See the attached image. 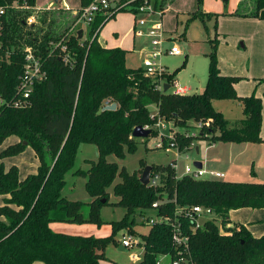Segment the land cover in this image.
<instances>
[{"label": "trees", "instance_id": "1", "mask_svg": "<svg viewBox=\"0 0 264 264\" xmlns=\"http://www.w3.org/2000/svg\"><path fill=\"white\" fill-rule=\"evenodd\" d=\"M35 1L0 0V144L9 136L17 138L0 151V195L5 196L0 205V264H100L108 244L116 242V233L124 228L135 233L131 226L143 224L152 203L162 198L167 201L158 205L156 214L173 219L180 216L176 213L178 207L199 204L213 209L219 218L220 223L207 220L202 228L188 230L196 264H264V234L253 236L241 223L228 225L230 210L264 208V182L176 177L168 163L151 165V174L160 177L158 186L153 187L140 182L145 166L142 160L140 171L129 173L107 159L109 155L123 159L126 153L136 150L132 130L154 122L150 117L153 107L164 120L181 128L212 119L207 137L213 141L264 142L260 136L261 99L255 94L237 95L234 84L243 77L220 73L216 38L208 54L203 90L193 94L163 92L156 87L158 80L146 77L141 66H127L126 49L103 46L98 41L99 31L91 37L116 13L107 19L96 15L83 39L70 31L76 16L69 10L63 19H47L50 11H34ZM90 1L80 0V6ZM152 3L164 11V0ZM135 4L133 0L131 5ZM32 14L37 22L29 24L27 18ZM206 15L216 18V14L204 13L200 8L192 12L191 18L204 19ZM231 15L264 19V0H240ZM60 39H64L71 64L64 63L58 51L51 52L49 43ZM25 46L37 51L46 77L35 83L27 105L14 107L9 102L17 97ZM173 77L172 72L166 78ZM225 99L236 100L242 106L243 118L235 126H229L212 104L213 100ZM109 103H116V108L102 110ZM152 134H157L156 130L151 129ZM175 138L182 150L194 139L204 137L178 131ZM83 143L94 144L98 150L97 160H89L86 170H74L86 178L89 202L62 195L65 174L73 168ZM27 146L34 151L38 166L34 173L19 179L17 166L6 169L2 159L19 154ZM111 195L116 201L110 204L123 207L125 213L120 220L110 222V235H75L50 227L51 222L100 226L104 223L100 210ZM179 219L188 224L183 216ZM139 235L144 251L138 264H156L158 255L173 251L169 224L156 223Z\"/></svg>", "mask_w": 264, "mask_h": 264}, {"label": "rangeland", "instance_id": "2", "mask_svg": "<svg viewBox=\"0 0 264 264\" xmlns=\"http://www.w3.org/2000/svg\"><path fill=\"white\" fill-rule=\"evenodd\" d=\"M52 0H36L35 5L38 8H45L47 4ZM68 3V6L73 9L80 7V0H64ZM166 7L160 18L162 29L167 37L165 46L169 47L172 44L177 45L181 51L178 55L162 54L158 61L163 65L168 72H173V79L177 80L179 85L187 87V94L199 93L203 90L208 73V54L212 50V39L218 38L220 31L217 30L219 21L218 17L222 10L227 11L232 7L234 0H164ZM55 5H61L48 10L47 19L59 18L63 19L66 15L65 11H68L66 7L63 6V0H60ZM200 8L204 13L210 15L216 14V18L207 16V18L200 19L199 17L191 18L192 12ZM43 10V9H42ZM41 10V11H42ZM45 10V9H44ZM47 10V9H46ZM34 11H38L34 8ZM62 17V18H60ZM142 18L140 15H134V13L126 8L125 10L119 11L113 18H110L100 29L98 39L105 46H115L120 45L127 50L126 54V64L129 67H139L142 66L143 60L150 55L152 49L150 46L149 38L147 37L148 25L139 27L136 22ZM209 18V19H208ZM35 22L37 18L35 17ZM216 24V27H215ZM217 32L219 35H217ZM217 40V39H216ZM218 42L216 41V45ZM216 46V50H217ZM171 87L168 91H172ZM236 103L234 100H219L215 101L216 108H226L228 103ZM153 110V109H152ZM228 116L232 115L233 112L227 113ZM238 116H243L239 114ZM239 124V120H231L229 126H235ZM173 131H182L185 128L173 126ZM137 148L133 153H126L123 159H119L114 155H109L107 159L109 161H115L120 167H125L126 171L132 173L134 171H140L141 165L140 160L146 165H166L171 163L175 157L174 149L166 151L164 148H156V142L160 140V136L157 134L148 135L147 137H134ZM13 136L7 137L0 144V151L3 150L10 142L13 140ZM215 142L212 139L204 137V139L195 140L197 145H202L205 147L208 141ZM217 142V141H216ZM20 155H14L13 157H5L4 161L6 163L13 160L14 163L22 166V168H30L36 160L31 156V148L25 147ZM203 153V152H202ZM209 150L207 155H210ZM203 154H197L195 149L188 152V158L185 155H179L177 157L178 161V173L182 172L183 166L185 164L192 165L193 161L196 159H202ZM98 150L94 144L83 143L79 146L77 154L74 161V166L65 174V186L62 190V195L66 198L80 200L82 202L91 201V197L87 193L84 187L86 178L82 175L74 173L76 169L86 170L89 167V160H97ZM4 162V163H5ZM243 169V168H242ZM240 169L242 175L236 180L238 181H252L247 180L250 175L247 173L246 169L244 171ZM249 174V175H248ZM221 180L227 179V177L220 178ZM115 181H119L116 178ZM254 181V180H253ZM111 191V187L108 188ZM116 201V198L112 195L110 196L109 203L102 206L100 210V217L104 222L100 226L96 224H84L83 232L85 234L94 236H107L111 234L112 227L110 222L120 220L125 209L121 206L110 204ZM256 213L258 210H239L232 213L230 216V221L232 223H241L243 225H248L251 229V219H246ZM151 214V211H149ZM255 224V223H254ZM264 221L259 222L256 225V229L259 228L263 230ZM132 230L136 235L147 233L149 226L145 223L133 224L131 226ZM253 228V227H252ZM264 231H262L260 236ZM127 233V229L119 230L115 235V243L108 244L105 250V259L100 261V264H138L142 259V249L140 246H132L127 251H121L118 249L119 241L122 235ZM253 233V231H252ZM251 233V234H252ZM140 238V237H139ZM138 254L136 260L132 259V254ZM169 259L167 257L162 259L163 264L167 263Z\"/></svg>", "mask_w": 264, "mask_h": 264}, {"label": "built area", "instance_id": "3", "mask_svg": "<svg viewBox=\"0 0 264 264\" xmlns=\"http://www.w3.org/2000/svg\"><path fill=\"white\" fill-rule=\"evenodd\" d=\"M132 1L133 0H91L87 5L82 7L80 6L79 8L74 9V11L71 13L74 14L76 18L70 28V31H76L78 33V31L81 30V37L85 39L88 36V29L93 23L96 15H103L104 18L107 19L112 14H115L122 9L129 8V10H132L134 15H140L142 17L136 22L139 27H143L145 25L149 26L147 37L149 38L152 51L150 55L147 56L142 62L141 67L143 68L144 75L146 77L157 79L158 82L156 87L161 91H163V85L167 84L168 88L165 92L173 87V90L170 92L174 94H187V87L179 85L177 80L173 78L171 80H167L166 77L171 72H168L167 69L158 61V58L162 54L178 55L181 53L175 44H172L169 47L165 46L167 37L165 36V32L163 31L160 22L163 11L155 8L153 6L152 0H135V5H131ZM66 8L67 10H70L68 7ZM2 13L3 10L0 9V14ZM35 17V14L30 15L27 18V23H34ZM98 31L99 28L95 29L91 37L93 38L98 33ZM63 40L64 39H60L56 42L51 41L49 43L51 52L54 50L58 51V54L60 55V58L63 60V62L71 64L67 47L63 43ZM7 55L8 54L6 53L5 58H7ZM23 57L24 63L22 72L18 78L16 89L17 97L9 102V104L13 105L14 107H23L27 105L35 83L42 81L46 77V72L43 69L42 59L37 54V51H35L31 46H25L23 50ZM150 117L154 120V122L151 125H144L142 127L144 129L156 130L157 134L160 136V140L156 142V148H164L166 151L174 149L176 158L171 161L170 164L171 167L175 169L176 177H182L183 175L189 176L193 179H220L224 177V174L220 171L207 170L202 165L201 167H197L194 164V161L192 165L185 164L183 166L182 172L178 173L177 157L183 154L185 155V158H188V152L195 149V140L198 139H194L189 146H186L181 150L175 138V133L177 131H173L172 129L174 126L173 123L166 121L161 116H159L157 107H153V110L150 112ZM212 126V119L198 120L194 121L190 127H187L180 132L191 137L203 135V137L208 138L207 135H210L208 130L211 129ZM213 144L214 143L209 140L206 147L208 148ZM159 179V174L150 173L148 184L153 187H157L159 184ZM166 201V198H162L159 201L153 202L150 208L151 214H149L150 212H147V214H145L143 217L144 223L149 227L156 223H166L171 226L173 251L158 255L156 264H163L162 259L165 257H167L169 261L164 264H196L190 252L188 230L190 229V231H194L198 228H202L204 222L207 220H214L216 223H220V220L213 209L199 204L177 208L176 213H179L180 216H183L185 219H187L188 224L186 225L179 219L180 216L171 219L167 215L156 214L154 210L159 204H164ZM119 244L122 247H125L127 250L132 246H140L143 255L144 242L140 235L138 236L135 233L127 231L126 234L122 235ZM131 256L133 260L138 258V254L136 253L132 254Z\"/></svg>", "mask_w": 264, "mask_h": 264}, {"label": "crops", "instance_id": "4", "mask_svg": "<svg viewBox=\"0 0 264 264\" xmlns=\"http://www.w3.org/2000/svg\"><path fill=\"white\" fill-rule=\"evenodd\" d=\"M239 1L240 0H234L232 7L229 8V10L227 11L222 10L218 17L219 25L217 30L220 31L219 33L222 35L221 37L217 32V35H219V37L221 38H216V41L218 42L216 50L218 68L220 73L223 75H234L243 77L241 80L234 84V88L237 95L248 96L250 94H255L261 99L262 120L260 136L264 138V19L231 15V13L234 12V10L236 9ZM58 2H60V0ZM63 3L64 7H68V9H71L68 6L67 2L63 0ZM56 6L59 7L61 5H55L50 1L47 4V7L45 8H38L36 5L34 8L38 11H41L42 9L49 10L55 8ZM73 11L74 9L72 10V12ZM72 12L70 11V13ZM100 43L102 44V42ZM119 47L123 48L121 45ZM215 101L219 100H213L212 104L214 108L223 114L224 118L228 121V123H230L231 120H241L243 118V116H238V113H242V106L238 101L234 100V102L236 103H228L226 105V108H216ZM230 112H233L232 115L235 116H228L227 113ZM13 138L14 139L9 144L17 141V138L15 136H13ZM196 146L198 147V152H196V150L195 152L197 154H203V158L196 159L195 161H199L201 165L207 170H215L222 172L224 174V178L227 177V179H225L226 181H238L236 179L242 175V173H240V169L243 168V171L244 169H246L247 173L250 174H248L249 176L247 177V180L251 179L249 177H251L252 175V179L254 181L264 182V142L237 143L215 141L214 144L212 146H209L208 148L206 147V145L204 147L202 145L196 144ZM209 150L211 151V154L207 155ZM20 154L21 153L17 155ZM31 156L32 158H35L36 162L31 165L30 168L23 169L22 166L14 163L13 160L6 163L4 161L5 159L3 158L2 161L6 169L13 164L16 165L18 168V177L19 179H23L27 174L34 173L37 169L38 159L35 156L33 150H31ZM4 197V195H0V205L3 204ZM242 209L258 210L252 215L250 213L251 211H248L251 216L247 217L246 219L252 220V222H250L252 225V230H250L248 225H246V227L251 233L253 231V236H260L259 233L264 231V229H256V225L259 222L262 223L264 221V208H239L235 210H230L229 219L230 216H232V213ZM0 219L3 218L0 217ZM140 221L141 219L137 217V222ZM84 224L92 223L76 224L65 222H51L50 227L52 228V230L57 232H64L75 235H89L83 232L82 225ZM231 224L232 222L230 221L228 225ZM261 228H264V226ZM31 264L45 263L41 261H34Z\"/></svg>", "mask_w": 264, "mask_h": 264}, {"label": "water", "instance_id": "5", "mask_svg": "<svg viewBox=\"0 0 264 264\" xmlns=\"http://www.w3.org/2000/svg\"><path fill=\"white\" fill-rule=\"evenodd\" d=\"M53 3H58L59 0H52ZM223 1H227V0H223ZM81 30L78 31V37H81ZM168 88L167 84L163 85V92H165ZM116 108V103H109L103 106L102 110H113ZM151 133V129H144L141 125L135 126L132 130L131 136L132 137H147L149 134ZM196 152H198V147H195ZM194 164L197 167H201V163L199 161H194ZM151 169L152 166L151 165H146L144 166L141 174H140V182L144 185L148 184L149 182V176L151 173ZM102 202H104V200H102ZM119 250L121 251H127V249L125 247H122L121 245H119Z\"/></svg>", "mask_w": 264, "mask_h": 264}]
</instances>
